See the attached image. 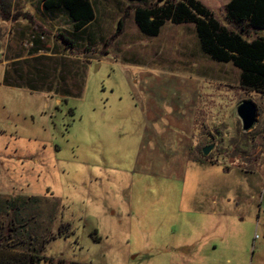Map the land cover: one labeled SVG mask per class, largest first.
Here are the masks:
<instances>
[{
  "label": "rangeland",
  "instance_id": "374dc122",
  "mask_svg": "<svg viewBox=\"0 0 264 264\" xmlns=\"http://www.w3.org/2000/svg\"><path fill=\"white\" fill-rule=\"evenodd\" d=\"M155 1L91 0L95 20L73 37L65 10L0 0V203L24 206L9 244L18 252L264 264V95L204 54L192 24L143 35L132 8ZM199 1L231 27L229 0ZM34 38L52 62L32 59ZM246 101L257 118L244 132L236 109Z\"/></svg>",
  "mask_w": 264,
  "mask_h": 264
},
{
  "label": "trees",
  "instance_id": "16d2710c",
  "mask_svg": "<svg viewBox=\"0 0 264 264\" xmlns=\"http://www.w3.org/2000/svg\"><path fill=\"white\" fill-rule=\"evenodd\" d=\"M128 1L139 3L145 0ZM41 6L55 15L65 10L73 37L82 34L95 20L91 0H42ZM132 9L136 27L143 35L149 37H157L165 23L176 26L192 24L204 54L216 62L232 64L240 71L241 88L264 95V36L249 39L252 32H264V0H229L224 10L225 20L230 28L222 25L199 0H156L149 7L134 6ZM119 25L120 28L121 22ZM56 38L67 45L66 49L72 50L77 46L62 34H58ZM41 41L42 39H33L30 56L34 61L52 62L54 54L39 55L43 50ZM56 68H53L54 71ZM16 204L19 203H0V264H76L63 260L56 262L43 257L41 249L36 246L29 247V252H18L20 242L14 246L9 245L10 241L16 239V230L22 228L18 215L24 206L22 203L17 206ZM1 220L6 221L4 225Z\"/></svg>",
  "mask_w": 264,
  "mask_h": 264
},
{
  "label": "water",
  "instance_id": "95a60500",
  "mask_svg": "<svg viewBox=\"0 0 264 264\" xmlns=\"http://www.w3.org/2000/svg\"><path fill=\"white\" fill-rule=\"evenodd\" d=\"M236 114L238 119L240 120L242 130L244 132H247L253 128L257 118V108L253 103L249 101L241 103L236 109ZM212 149L213 145L204 148L202 150L203 155L207 156Z\"/></svg>",
  "mask_w": 264,
  "mask_h": 264
},
{
  "label": "crops",
  "instance_id": "0c3cea01",
  "mask_svg": "<svg viewBox=\"0 0 264 264\" xmlns=\"http://www.w3.org/2000/svg\"><path fill=\"white\" fill-rule=\"evenodd\" d=\"M40 55V54H39ZM46 56V55H45ZM51 56V55H50Z\"/></svg>",
  "mask_w": 264,
  "mask_h": 264
}]
</instances>
